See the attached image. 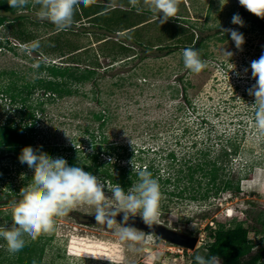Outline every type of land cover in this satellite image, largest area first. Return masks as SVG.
<instances>
[{
    "label": "rangeland",
    "instance_id": "rangeland-1",
    "mask_svg": "<svg viewBox=\"0 0 264 264\" xmlns=\"http://www.w3.org/2000/svg\"><path fill=\"white\" fill-rule=\"evenodd\" d=\"M139 1L142 9H150L144 0ZM224 2L227 3L221 8L219 0H180L178 18L164 24L159 23L158 15L153 12L123 8L128 10L124 19L131 25L150 20L151 23L140 28L137 35L145 43L177 48L176 44L188 39L191 33L196 37L203 34L207 38L205 52L208 56L205 61L208 66L198 74L185 68L184 48L171 53L169 50L143 51L129 40L127 44L134 46L128 55H146L147 58L139 62L138 57L127 65L120 62L105 70L112 63V57L102 53L105 44L99 42L104 39L106 31L97 25L90 26L89 20L84 19V6L79 5L70 27L75 33L68 38L75 45L89 48L94 56L98 55L101 63L98 83L76 86L78 93L74 96L47 100L38 90L31 99L35 108L39 103L42 105V110L36 109L34 149L42 146L41 150L49 155L69 159L74 155L69 147L80 146L83 153L76 157L84 163L88 162L85 159L88 154L97 153L94 143L103 138V133L110 142L124 147L102 157L105 162L112 158L122 165L139 166L154 159L160 161L165 177H173V181L164 186L166 191L162 194L158 222L178 232L198 236L195 249L163 241L157 235L144 231L145 239L140 242H121L115 226L108 229L104 224L90 222L83 216L95 214V209L80 205L66 216L56 218L52 232L42 234L36 240L25 236L26 244L16 254H10L6 242L0 239V264H196L197 255L207 256L211 233L219 225L230 228L242 224L249 230L254 249L243 261L264 244V136L255 127L254 109L251 108L255 98L249 95V89L256 83L250 63L264 54V19L247 10L240 12L238 0ZM39 7L30 0L24 9L17 11V15L24 16L20 21L23 29L39 42L37 50H27L25 46L31 42L23 43L17 39L10 24L0 27V91L12 83L18 91L24 84L33 83L37 74L30 69H36L41 57L48 63L64 61L56 54L60 51L56 49L55 41L51 42L50 48H42L43 41L56 37L59 31L51 22L38 18ZM236 13L242 17L244 27L232 24ZM228 28L244 35L242 50L235 48L229 34L222 33ZM113 36L125 41L123 36ZM51 48L56 52L51 50L47 53L46 49ZM224 49L234 53L230 60L224 55ZM64 51H69V48H64ZM126 55L118 59L123 61ZM137 65L136 69L132 68ZM246 68L247 73L244 72ZM114 83L124 84L116 86ZM6 97L2 98L0 94L2 125L9 117H18L14 110L17 105ZM186 98L195 110L188 109ZM102 109L111 111L110 122L103 129L93 116ZM203 119H206L205 123ZM187 127L188 133H185ZM195 141L198 142L196 147L192 144ZM150 148L160 151L156 154L138 152ZM171 151L177 154L179 161L168 159ZM200 151L208 154L211 161L218 159V165L222 167L219 183L228 178L237 183L241 177L239 193L221 192L214 198L211 192V198L205 201L191 200L193 192L184 196L172 195L177 190L175 175L180 165L185 164L183 169L188 165L183 159L193 157V163H202ZM225 151L233 155L226 159ZM230 171L232 176L227 175ZM32 176L33 170L15 160L12 152L0 151V225H11L12 205L21 198L16 193L19 195L20 189L31 182ZM195 178L194 184L205 191L209 179L200 172ZM4 190L12 191L13 196L2 198ZM6 201L12 203L6 204ZM28 248L33 249L30 256ZM20 255L23 262H20ZM258 264H264V259Z\"/></svg>",
    "mask_w": 264,
    "mask_h": 264
},
{
    "label": "trees",
    "instance_id": "trees-1",
    "mask_svg": "<svg viewBox=\"0 0 264 264\" xmlns=\"http://www.w3.org/2000/svg\"><path fill=\"white\" fill-rule=\"evenodd\" d=\"M130 8H132V10H137L138 12L144 11L152 14V11L150 9H142V6H140L139 3ZM88 9H92L93 11H88ZM17 11V9L9 7L8 0H0V27L4 24H10L14 30L13 34L17 39H19L23 43L35 41V36H33L27 30L23 29V25L20 21L24 18V16L17 15ZM84 11V19L89 20L87 23H89L90 26L97 25V27L106 31V33H104V39H101L99 42L105 44L106 48L101 49L102 53L104 56L112 57V63H110L105 70L113 68L114 65L120 62H122L123 65H127L130 63V61L138 58V54L128 55V53L132 51L134 45L141 47L143 51H151L154 49L161 51L169 50V53L179 48L193 47L194 49L200 51L201 58L203 60H205L208 56L205 52V42L207 38L203 34L197 35L196 37L195 33H191V35H189V38L187 37L188 39L183 40L185 42L179 41L178 44H176L177 48L172 47L173 45H162L161 43L158 45H153L151 42L145 43L142 39L137 37L140 28L143 29L145 26L149 25L151 23L149 22L150 20L131 25L128 20L124 19V16L127 14L128 10L121 7L112 8L101 6L99 7V9H96L90 6L87 8L84 7ZM240 12L245 13L246 9L241 7ZM10 16H14V18H10ZM14 24L18 25L17 29H15L16 25ZM85 30L87 31V29ZM74 31L75 30L73 28H69L65 31H59V34L56 35V37H50L46 41H43V43L41 44L42 48H50L51 42L55 41L54 43L57 45L56 49L60 51L56 54H58V58L64 60L63 62L48 63L45 62L39 55L41 58L37 61L38 65L36 69H30L34 70L37 74V77L36 79H34L33 83L24 84L19 91L18 89L13 87L12 83L8 85L6 89H2V91H0L2 98H5V96L7 95L6 99L10 100L13 105H17V109L14 110L17 113L18 117H9L7 119V122H5L3 125L0 124V151L7 150L8 152H12L15 160H18L19 154H21V150L24 147H32L35 144L36 111L40 109L42 105H40L39 103L37 107L38 109L35 108L34 104L31 102V99L38 90L43 93V97L47 100L52 98L74 96L78 93V85L85 83H98V79L100 78L99 68L101 66V63H99L98 55L94 56L90 53L89 48L85 46L75 45L73 42H71L68 38V35H73L75 33ZM185 31L187 32L186 29ZM113 34L123 36L125 41H121L115 38ZM128 40L132 41L134 45H128ZM1 47L2 44L0 43V48ZM64 48H69V51H64ZM51 50L52 48L46 49V52L51 53ZM53 50L54 52H56L55 49ZM36 53H38V51H36ZM39 53L41 54L40 51ZM122 55L127 56L123 61L118 59ZM146 58V55L139 57V62H142ZM137 67L138 65L133 66L132 68L136 69ZM126 79L128 78H123L122 80ZM114 84H117L116 86H121L124 83ZM185 88L187 91V85H185ZM185 103H188L187 107L189 110L191 108L195 110L193 104L188 98L185 99ZM110 112L111 111L109 109H102L97 113H93L94 119L100 122L99 126L101 129H103V127L110 122ZM18 119L19 122L17 121ZM205 122L206 119H203V123ZM188 129L189 127L186 128L185 133H188ZM102 136L103 138L100 141H96L94 143L96 146L95 149H97V153H95L94 155L88 154L89 156H87L86 158L83 157L88 162H80L79 157H76L77 154L79 155L82 152L80 150V146L76 148L75 145V147L71 145L69 147V151L74 152V155L72 157H69V159H65L67 160L68 165L83 167L86 172H91L95 176H101L100 178L104 182H111V184L117 183L125 190H127L129 187H131L132 184L138 181L137 174L139 171L147 170L153 174L154 178L158 179L161 186V192L162 194L165 193L166 190L164 186L171 184L173 181V177H165L163 170L159 165L161 163L160 161L159 163L154 159L147 164L142 163L139 166H126L122 165L121 162L114 161L113 159L114 163L109 164V161L105 162L104 160H102V157H105L111 152V154H114L113 151H115L116 149H124V147H120L118 146V144L110 142L108 137L103 135V133ZM192 144L194 147H196L198 145V142L195 141ZM82 150H85V148ZM150 151L156 154L160 150H154L153 148H150V150L141 149L138 152H146L149 154ZM234 151L237 150L235 149ZM200 154L203 155V162L197 163V165L193 163V157H189V159H183L184 163L188 165L186 169H183V166L185 164L182 163L180 165V168L175 175V184L177 190L173 192L172 195L184 196L189 192H193L194 194L190 195L191 200L205 201L211 198V192H213V194L215 195L214 198H217V196L221 192L229 191L233 194H237L240 192L241 177H239V182L237 183L229 178L223 179L219 183L218 179L222 167L218 165V159L216 161H211L208 159V154H204L202 153V151H200ZM223 155L226 157V159H228V156H232L233 154L226 152ZM167 157L173 162L180 160L179 158H177V154L174 151L169 152ZM199 172L202 173V176L204 178L209 179L205 191H201V188L197 187L194 184L196 182V174ZM227 175L232 176L231 171ZM199 185H201V182H199ZM2 193V198H5V195L6 197L10 198L14 194L9 190H4L2 191ZM16 194L17 196H19L18 193ZM5 203L11 204L12 202L6 201ZM211 238L212 241L207 245V256L217 255L223 261V264H258L264 259L263 244L257 249L254 255H252L249 259L243 261V259L249 257L252 254L254 249V242L249 238V230L242 224H238L230 228H225V226L219 225L218 228L211 233ZM26 250L27 254H29L28 256L33 253V249L28 248ZM23 261V256L20 255V262ZM26 262L28 263L29 260H26Z\"/></svg>",
    "mask_w": 264,
    "mask_h": 264
},
{
    "label": "clouds",
    "instance_id": "clouds-1",
    "mask_svg": "<svg viewBox=\"0 0 264 264\" xmlns=\"http://www.w3.org/2000/svg\"><path fill=\"white\" fill-rule=\"evenodd\" d=\"M30 0H8L10 8L24 9ZM39 5L37 16L41 20L51 22L57 31H65L74 23L77 7H90L96 0H33ZM150 10L158 15L159 23H167L178 18L180 0H145ZM221 8L227 3L219 0ZM239 5L252 15L264 19V0H238ZM135 6L139 0H130ZM139 10V9H138ZM232 24L244 27L242 17L236 13ZM222 33L230 35L237 50H242L245 43L244 35L233 28L223 29ZM29 51L39 48V42L33 41L25 46ZM225 56L231 59V51L223 50ZM183 63L192 73H200L207 66V61L201 58L199 50L186 47L182 50ZM233 68L235 67L232 65ZM252 78L255 85L249 89L253 96L255 127L264 136V54L250 63ZM247 73L248 69H244ZM74 146V145H73ZM75 147V146H74ZM94 148V145H93ZM24 147L18 160L33 170L31 182L20 189L18 201L12 205V223L0 225V239L6 242L7 251L16 254L25 244V236L36 240L42 234L52 232L56 218L66 216L80 205L95 209V221L104 224L108 229L116 228V234L121 242H140L145 239V233L129 223L130 218L139 216L143 223L151 227L158 223L161 215V186L157 178L147 170L138 172V181L127 190L119 184L104 182L100 177L86 172L83 167L69 166L63 157H55L41 150ZM114 163L109 158V164ZM110 194V195H109ZM123 214L118 222L117 216ZM150 238V237H149ZM196 264H221L217 255L195 257Z\"/></svg>",
    "mask_w": 264,
    "mask_h": 264
},
{
    "label": "water",
    "instance_id": "water-1",
    "mask_svg": "<svg viewBox=\"0 0 264 264\" xmlns=\"http://www.w3.org/2000/svg\"><path fill=\"white\" fill-rule=\"evenodd\" d=\"M94 215H84L83 217L89 220L90 222L94 224H98L95 221ZM123 214L121 213L119 216H117V221L119 222L122 219ZM132 226L136 227L137 229H140L144 232L151 233L157 235L160 239L166 242H171L173 244L182 246L187 249H195L199 237L198 236H190L181 232H178L174 229H171L167 226H165L162 223H156L152 225L151 227L146 226L142 219L137 216L134 218H130L129 221Z\"/></svg>",
    "mask_w": 264,
    "mask_h": 264
},
{
    "label": "crops",
    "instance_id": "crops-1",
    "mask_svg": "<svg viewBox=\"0 0 264 264\" xmlns=\"http://www.w3.org/2000/svg\"><path fill=\"white\" fill-rule=\"evenodd\" d=\"M145 3L146 2L144 0V4ZM97 6H109L112 8L115 7L127 8V7H132L133 5L130 3V0H96V3L91 7L98 8Z\"/></svg>",
    "mask_w": 264,
    "mask_h": 264
}]
</instances>
